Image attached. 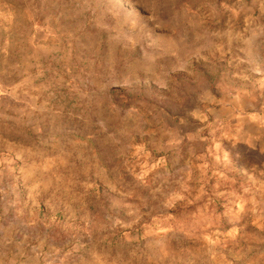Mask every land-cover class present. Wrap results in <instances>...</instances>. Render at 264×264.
Returning <instances> with one entry per match:
<instances>
[{
    "label": "clouds",
    "instance_id": "obj_1",
    "mask_svg": "<svg viewBox=\"0 0 264 264\" xmlns=\"http://www.w3.org/2000/svg\"><path fill=\"white\" fill-rule=\"evenodd\" d=\"M0 34V264H264V0H28Z\"/></svg>",
    "mask_w": 264,
    "mask_h": 264
},
{
    "label": "rangeland",
    "instance_id": "obj_2",
    "mask_svg": "<svg viewBox=\"0 0 264 264\" xmlns=\"http://www.w3.org/2000/svg\"><path fill=\"white\" fill-rule=\"evenodd\" d=\"M28 0H0V34L3 33L5 27L9 26V20L5 17H10V25L13 31L23 30L27 21L23 13L27 7Z\"/></svg>",
    "mask_w": 264,
    "mask_h": 264
}]
</instances>
